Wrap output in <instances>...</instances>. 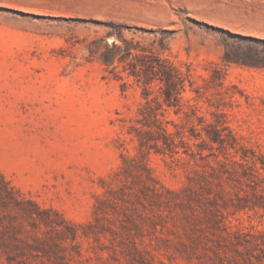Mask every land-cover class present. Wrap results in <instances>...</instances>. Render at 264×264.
<instances>
[{
  "label": "rangeland",
  "instance_id": "374dc122",
  "mask_svg": "<svg viewBox=\"0 0 264 264\" xmlns=\"http://www.w3.org/2000/svg\"><path fill=\"white\" fill-rule=\"evenodd\" d=\"M0 264H264V0H0Z\"/></svg>",
  "mask_w": 264,
  "mask_h": 264
}]
</instances>
